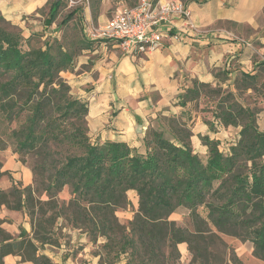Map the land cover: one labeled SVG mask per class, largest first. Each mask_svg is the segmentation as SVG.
Listing matches in <instances>:
<instances>
[{
	"label": "trees",
	"instance_id": "16d2710c",
	"mask_svg": "<svg viewBox=\"0 0 264 264\" xmlns=\"http://www.w3.org/2000/svg\"><path fill=\"white\" fill-rule=\"evenodd\" d=\"M61 6V0L50 1L46 24L55 21ZM74 13L59 23L66 24ZM22 41L19 32L0 27V115L19 121L15 152L41 148L45 153L32 168L31 184L13 180L9 190L0 189V206L24 211L32 223L31 235L14 237L0 218V264H6L7 254L55 264L41 249L60 244L56 231L61 220L91 242L104 239L98 264L123 259L125 264H179L178 245L184 242L192 255L188 264H245L233 252L214 251L218 233L250 241L252 254L264 262V129L249 107L217 105L213 118H202L211 131L239 127L226 144L200 135L204 157L191 144L190 128L176 116L147 128L139 147L92 140L86 126L88 102L73 96L59 74L73 65L75 53L57 41L26 49ZM259 68L264 73L263 62ZM257 70L236 76L244 88L255 89L263 78ZM207 86L194 82L180 105H186L187 92L195 95ZM51 146H65L67 154L56 159ZM1 168L0 161V178L10 175ZM40 173L46 178L37 182ZM66 185L71 195L60 203L57 195ZM129 190L135 191L138 206L124 224L115 212L131 205ZM178 208L187 210L188 226L169 218Z\"/></svg>",
	"mask_w": 264,
	"mask_h": 264
},
{
	"label": "crops",
	"instance_id": "0c3cea01",
	"mask_svg": "<svg viewBox=\"0 0 264 264\" xmlns=\"http://www.w3.org/2000/svg\"><path fill=\"white\" fill-rule=\"evenodd\" d=\"M49 1L0 0V14L18 24L25 36L37 33L52 38L62 31L56 21L49 25L45 22ZM61 1V9L68 12L75 9L67 23L78 22L87 43L95 45L90 52L96 55L95 59L90 60L87 69L80 68L82 71L76 72L71 80L72 93L88 102L86 117L90 120L88 133L92 140H118L139 147L147 128L157 127L162 118L186 111V105H180V97L194 82L215 86L222 76L234 78L241 72H255L263 62L253 56L264 51V0H180L190 10L191 24L176 18L172 23L160 25L164 35L162 44L157 49L137 54L124 53L115 40L102 39L97 34L109 19V13L114 15L123 7H133L138 0ZM241 34L252 35L242 38ZM256 40L259 45L254 44ZM84 63L87 61L79 62ZM193 120V143L204 134L223 143L226 131L234 136L239 130L233 126H215L211 131L200 114L194 115ZM258 125L264 129V116ZM201 145L204 154L206 147ZM0 161L1 170L10 174L0 178L1 190H9L13 180L22 185L32 183L30 167L20 162L14 152L1 150ZM0 218L4 220L2 227L12 236L31 235L32 223L24 211L2 205ZM64 229L73 237L70 248L78 244L83 245V250L76 257L72 253L64 255L68 249L59 241L58 246L44 244L41 252L55 264H98L99 256L86 252L91 241L84 239L85 235L78 229L63 226ZM178 247L180 249V244ZM3 260L6 264H34L13 254L5 255ZM117 264H125V261Z\"/></svg>",
	"mask_w": 264,
	"mask_h": 264
},
{
	"label": "rangeland",
	"instance_id": "374dc122",
	"mask_svg": "<svg viewBox=\"0 0 264 264\" xmlns=\"http://www.w3.org/2000/svg\"><path fill=\"white\" fill-rule=\"evenodd\" d=\"M115 9L116 8H114L113 11H115ZM61 12L62 13L60 17L58 19L56 18L55 21L61 26L60 31L62 32L60 34H56L52 38L43 37V34H37V33L31 35L29 34L25 36L24 34H22V29L20 26H18V24L13 23L11 20L6 19L1 14H0V27L13 32H19L23 40L22 41L23 49H26L28 47H32V48L44 47V45H46L47 43H53V41H57L59 44L63 45L71 52H74L76 56L74 58L75 60L73 65L69 67L67 70L59 73L61 78L65 81L66 85L69 87L70 92L72 93L74 90L73 88H71L72 87L71 84L74 79V74L78 71H82L81 69H87L90 66L89 65L90 60H94L96 57V55L90 54V52L93 51L95 45L87 43L86 39L84 38V36H82L80 32V26L78 22L60 24L59 22L61 21L62 17H64V15L68 13V9L66 10L62 8ZM112 14H113L112 12L109 13L108 17L111 18L113 16ZM248 35H252V34H241V37L246 38ZM254 44L259 45V41L256 40ZM84 50H86L87 52H84ZM253 57L255 60L262 59L264 63V51L260 54H254ZM80 60L87 61V63L79 64ZM257 72L263 78H259V80L255 82L254 84L255 89L244 88L245 85H243L242 81H240L236 76L234 78H226L222 76L220 83H218L215 86L210 85L207 87H199V93L195 95H191V94L189 95V93L187 92V95H185L184 97V99L186 100V107H184V109H186V111H182L177 115H170V116H176L177 118L180 119L179 121L182 120V122L185 125H187L191 130L194 122L193 120L194 115L197 116L198 114H200L202 118L210 120L211 118H213L212 116L213 111L216 109L217 105L225 106L230 102H238L245 107H249L255 113L257 122L258 121L260 122L262 117L264 116V73L262 68L261 69L259 68ZM39 89H41V87ZM22 116L23 115H21V117ZM170 116L162 118L159 121L166 122L167 118H169ZM4 119L7 118L4 116L1 117L0 115V146L4 147V149H8L14 152L16 154V158L20 162L29 166L32 173V168L37 164L39 165V163L42 161V158L44 157L43 155L45 152H43L41 148H37L33 150L23 149L21 152H15L17 135H19L20 124L19 121L11 122L9 120L6 121ZM88 119L89 118L86 117V126L89 131L90 120ZM165 135L168 136L169 134L165 133ZM225 136L226 137H224V139L222 140L225 142V143L223 142L224 144H226V141L229 140L233 135L231 136L226 131ZM191 138L192 137H190V141L192 146H194L193 148L199 150L201 156L204 157L205 155L201 151L202 145L199 141L200 136H198V141L194 140L195 143L192 142ZM220 140L221 139H219V141ZM50 150H56V153L54 155L56 159H58L59 157L61 158V156L67 154V148L65 146H59V147L51 146ZM45 178H46V174L40 173L37 176V182L44 181ZM32 180H33V173H32ZM37 187L40 190H42L41 184L38 183ZM40 193H41V198L45 199L46 196L43 194V192ZM70 193H71V187L69 185L64 186V188L57 195V200L60 203L64 201L66 202L71 195ZM127 195L131 202V205L128 206L126 209L120 208L115 212L119 221L124 224H126L128 220L132 218L133 210H135L138 206L137 203L138 198L135 191L129 190L127 192ZM186 214H187V210H185L184 208H178L175 212H173L170 215L169 218L175 220L179 224L182 225L186 224L188 226ZM60 223H61V228L56 232L59 241H61L65 245V248L68 249V251L65 252L64 255L72 253L73 256L76 257L78 252L83 250V245L80 246L77 244L76 247L70 248V246H72L73 244L72 243L73 237L70 233L67 232V229L62 230L63 225H65L64 223H62V220L60 221ZM64 227L68 228V225H65ZM82 233L85 235L84 232ZM83 238L88 239L86 235L83 236ZM216 240L218 242L214 247H212L214 248V251L220 254L233 252L239 258H241L245 264H264L263 261L257 259L252 254L253 244L250 241L248 240L244 241L241 237L223 234V233H218V239ZM103 241L104 239L102 237H98L96 242H91V245L86 250V252L96 255L97 252L101 251L99 245ZM180 246L181 247L179 249L180 251L179 264H188L192 258V255L188 251L187 244L185 242L180 243ZM123 260L125 261V259Z\"/></svg>",
	"mask_w": 264,
	"mask_h": 264
},
{
	"label": "built area",
	"instance_id": "2783aa9c",
	"mask_svg": "<svg viewBox=\"0 0 264 264\" xmlns=\"http://www.w3.org/2000/svg\"><path fill=\"white\" fill-rule=\"evenodd\" d=\"M176 18L191 24L190 10L180 0H138L135 6L123 7L109 18L97 37L115 40L124 53H147L162 44L159 26Z\"/></svg>",
	"mask_w": 264,
	"mask_h": 264
}]
</instances>
